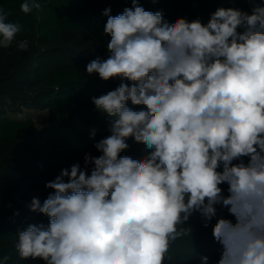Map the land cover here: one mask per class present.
<instances>
[{
  "label": "clouds",
  "instance_id": "9594fccd",
  "mask_svg": "<svg viewBox=\"0 0 264 264\" xmlns=\"http://www.w3.org/2000/svg\"><path fill=\"white\" fill-rule=\"evenodd\" d=\"M248 2L250 12L221 7L206 24L170 23L138 0L116 16L103 11L110 54L86 72L131 84L91 98L111 118L110 135L94 145L99 156L85 154L83 168L73 163L46 183L53 192L42 204L32 198L29 210L49 219L18 232L21 259L164 264L190 217L199 212L207 227L221 205L236 223L219 218L212 228L222 245L216 264H264V3ZM40 7L38 0L20 5L25 14ZM10 15L0 7V49L22 30ZM17 47L26 51L28 41ZM129 138L148 155L122 156Z\"/></svg>",
  "mask_w": 264,
  "mask_h": 264
},
{
  "label": "trees",
  "instance_id": "16d2710c",
  "mask_svg": "<svg viewBox=\"0 0 264 264\" xmlns=\"http://www.w3.org/2000/svg\"><path fill=\"white\" fill-rule=\"evenodd\" d=\"M38 2L41 5L39 9L25 14L20 9L23 0H0V7L11 13L9 21L19 23L22 28L9 48L0 49V258L9 256L8 264H44L40 258L21 259L15 250L18 232L29 224H48L46 215L29 210L28 205L33 198L29 192L41 190L39 200L42 204L53 192L45 187L47 182L54 180L62 169L70 168L73 163L81 165L85 154L93 156L98 152L94 145L110 135L111 118L97 111L91 98L114 90L122 82L129 84L120 79L109 82L90 76L86 69L75 63L77 50L84 43L64 45V41L67 38L91 37L94 45H87L79 51L93 56V59H107L108 56L101 51V47L107 50V43L97 46L102 37L110 40L103 31L107 17L102 13L110 8V15L121 14L126 7H132V0ZM138 2L146 11L171 9L175 20L202 18L206 23L218 8H240L249 12L251 8L248 0ZM258 2L264 3V0ZM98 37H101L99 42ZM23 40L28 41L27 50L13 54ZM24 107L43 109L46 113H40L36 119L9 116V113L20 112ZM128 107L134 111L146 110V106L132 105L130 101ZM93 130L95 136H92ZM148 151L146 149L144 153ZM133 154L129 152L127 156L132 157ZM141 154L133 158L137 159ZM90 171L91 166L89 175ZM220 187L227 196L228 185L225 183ZM215 207L216 216L207 222V227L199 212L190 217L183 225L186 235L170 242L164 264H201V256L209 258L208 264H216L222 245L213 238L212 228L219 218L233 224L236 219L226 207ZM180 227L177 226L178 231Z\"/></svg>",
  "mask_w": 264,
  "mask_h": 264
},
{
  "label": "rangeland",
  "instance_id": "374dc122",
  "mask_svg": "<svg viewBox=\"0 0 264 264\" xmlns=\"http://www.w3.org/2000/svg\"><path fill=\"white\" fill-rule=\"evenodd\" d=\"M152 12H155V11H157V8H152ZM163 14H164V18L167 20V21H169L170 23H172V22H174L175 21V18H172V15H173V12H172V10L171 9H168L167 11H163ZM201 19V21H202V23H205L206 24V22L205 21H203V19L202 18H200ZM82 37V36H81ZM103 39H102V41H101V37H98L97 38V42H99V41H101V43L100 44H98L97 46H99V47H101V45L103 44V43H108V40L105 38V37H102ZM73 42H82V43H84V44H86V45H82V46H80L79 48H78V54L75 56V63L77 64V66H81L82 67V69H86V65L90 62V61H92L93 60V56H91V55H87L86 56V53H83V52H81V51H79L80 49H82L83 47H86L87 45H94V40H93V38H91V37H87V38H67L65 41H64V45L66 44V43H73ZM106 46H107V44H106ZM106 49V48H105ZM103 47H101V51H103L107 56H109V52L107 51V50H105ZM15 51H14V53L13 54H16V52H18V51H20L21 49H19L17 46L15 47V49H14ZM93 75H95V77H98L99 78V76H98V74H93ZM112 79H117L118 81H120L119 80V78H111V79H109L108 81L109 82H111L112 81ZM117 81V82H118ZM122 81V80H121ZM124 81H127V80H124ZM128 83L130 84L131 82L130 81H128ZM40 113H46L45 112V110H41V109H36V108H26V107H24V108H22L21 110H20V112H17V113H9V116L10 117H13V118H15V119H27V118H33V119H36V116L37 115H39ZM37 123H38V121H37ZM39 125V124H38ZM127 143L129 144V148L127 149V150H125L124 152H122L121 153V155L122 156H127V153H131V154H133L135 151H138L136 154H133V155H131L132 156V158L133 157H136L135 155H139V154H141L140 155V157L139 158H137V159H142V158H144L145 156H147L148 155V153H149V151L148 152H145L144 153V151L147 149L146 147H145V145H143V144H141V143H137V142H135L134 141V139H132V138H129L128 140H127ZM101 153H99V152H97L96 154H94L93 156H99ZM134 159V158H133ZM81 166H82V168L84 167V160L81 162ZM33 197H36V198H39L40 197V195H41V190H31L30 192H29ZM181 264H186V263H181Z\"/></svg>",
  "mask_w": 264,
  "mask_h": 264
}]
</instances>
